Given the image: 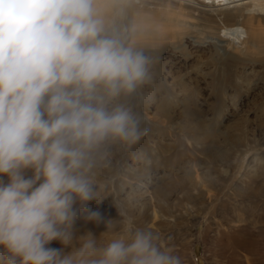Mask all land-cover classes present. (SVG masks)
<instances>
[{
	"label": "clouds",
	"instance_id": "9594fccd",
	"mask_svg": "<svg viewBox=\"0 0 264 264\" xmlns=\"http://www.w3.org/2000/svg\"><path fill=\"white\" fill-rule=\"evenodd\" d=\"M132 3L0 0V264H182L148 229L103 247L74 231L104 222L87 205L108 147L147 132L127 102L153 66Z\"/></svg>",
	"mask_w": 264,
	"mask_h": 264
},
{
	"label": "rangeland",
	"instance_id": "374dc122",
	"mask_svg": "<svg viewBox=\"0 0 264 264\" xmlns=\"http://www.w3.org/2000/svg\"><path fill=\"white\" fill-rule=\"evenodd\" d=\"M138 1L136 43L156 62L127 102L147 132L108 147L93 176L102 200L87 205L104 222L80 213L74 231L103 247L148 229L162 249L186 252L182 264H264V47L227 68L203 28L215 4Z\"/></svg>",
	"mask_w": 264,
	"mask_h": 264
},
{
	"label": "bare ground",
	"instance_id": "6f19581e",
	"mask_svg": "<svg viewBox=\"0 0 264 264\" xmlns=\"http://www.w3.org/2000/svg\"><path fill=\"white\" fill-rule=\"evenodd\" d=\"M207 1L215 5L204 11L205 13L203 12V15L206 16L202 20L205 22L203 28L207 29L209 38H213L211 40H213L212 43L215 45L216 50L223 52L227 56L229 55V58H227L229 61L226 62V64H229L227 68H233L232 66L241 64V62L245 61V58L247 59L246 56L249 54H256L254 52L260 45L264 47V0ZM176 2L191 4L188 0H178ZM136 4H140V1L133 0L130 13L134 16L136 23L139 24L141 22L136 19L139 16V12H137L139 7ZM184 26H186L185 23ZM147 27L145 30L151 29ZM221 56L223 55L221 54ZM153 62L155 63L156 61L153 60ZM177 253L179 255L181 253L180 250ZM184 253L182 252L181 254Z\"/></svg>",
	"mask_w": 264,
	"mask_h": 264
}]
</instances>
